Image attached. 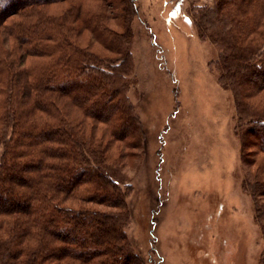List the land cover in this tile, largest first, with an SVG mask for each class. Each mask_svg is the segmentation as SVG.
I'll use <instances>...</instances> for the list:
<instances>
[{
    "label": "trees",
    "instance_id": "trees-1",
    "mask_svg": "<svg viewBox=\"0 0 264 264\" xmlns=\"http://www.w3.org/2000/svg\"><path fill=\"white\" fill-rule=\"evenodd\" d=\"M135 8L0 0V264L140 263L118 172L142 135L127 97ZM195 27L233 98L264 264V0H212Z\"/></svg>",
    "mask_w": 264,
    "mask_h": 264
},
{
    "label": "rangeland",
    "instance_id": "rangeland-1",
    "mask_svg": "<svg viewBox=\"0 0 264 264\" xmlns=\"http://www.w3.org/2000/svg\"><path fill=\"white\" fill-rule=\"evenodd\" d=\"M134 1L127 97L142 135L118 172L139 264H261L233 98L217 80V47L195 27L212 0Z\"/></svg>",
    "mask_w": 264,
    "mask_h": 264
}]
</instances>
